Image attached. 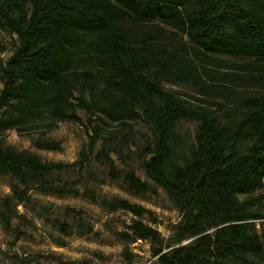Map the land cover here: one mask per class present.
<instances>
[{
    "label": "trees",
    "instance_id": "obj_1",
    "mask_svg": "<svg viewBox=\"0 0 264 264\" xmlns=\"http://www.w3.org/2000/svg\"><path fill=\"white\" fill-rule=\"evenodd\" d=\"M0 30L14 40L5 58L6 47L0 45V174L41 180L68 166L3 145L5 130L46 134L59 121L82 122L92 129V151L100 123H116L112 133L118 134L139 119L150 129L140 149L146 179L117 172L103 149L96 156L107 164L109 177L121 176L132 193H154V186L164 190L180 213L177 244L163 249L159 230L141 219L151 214L144 206L123 198L103 201L111 212L137 217L122 237L150 242L158 264H264V229L256 225L264 220V0H0ZM167 32L186 37L190 45L182 43L183 52L168 49ZM150 44H161L156 55L148 53ZM210 53L248 61L234 63ZM204 61L230 69L209 70ZM189 65L195 74L203 70L247 94L236 96L233 108L215 96L187 101L163 80ZM98 72L110 88L104 107L98 105ZM181 119L197 123L184 164L171 160L172 130ZM34 145L59 149L57 141ZM111 150L121 155L118 148ZM28 189L11 185L5 204L22 203ZM0 218L8 227L10 215L2 212ZM55 222L65 233L66 224Z\"/></svg>",
    "mask_w": 264,
    "mask_h": 264
},
{
    "label": "rangeland",
    "instance_id": "obj_2",
    "mask_svg": "<svg viewBox=\"0 0 264 264\" xmlns=\"http://www.w3.org/2000/svg\"><path fill=\"white\" fill-rule=\"evenodd\" d=\"M165 35L168 49L183 52L182 43H186L187 47L190 45L186 37L170 32ZM13 42L9 33L0 30V45L6 47L2 54L4 58L10 53ZM150 45L148 53L156 55L161 44ZM210 55L234 63L248 61L242 56ZM203 64L209 70L219 72L230 69L227 64L208 61ZM96 76L100 91L98 105L104 107L107 104L104 93L110 88L106 85L104 74L98 72ZM163 84L192 103L215 96L217 101L228 103L231 108L241 94H247L235 85L223 86V83L207 77L203 70L201 74H195L190 65L179 74H168ZM98 114L109 121L96 111L95 116ZM79 115L85 122V113L79 111ZM100 125L101 135L95 140L92 151L88 149V133H92V129L82 122L59 121L57 127L46 134L39 131L19 134L14 129L4 131L3 145L31 152L41 160L59 161L68 166L44 174L41 180L28 175L20 179L11 174H0V214L5 212L11 217L8 227L0 218V264H158L150 242L122 237L121 232L137 217L123 210L111 212L102 204L115 198L127 199L151 211L150 215L141 219L159 230L164 250L177 244L174 229L180 221V213L164 190L154 186V193L134 194L126 188L121 176L110 178L107 164L96 156L103 149L112 159L117 172L129 170L146 179L143 168L146 156H140V149L145 144V137H150L149 127L137 119L132 122L130 130L114 134L112 131L119 128L116 123L109 121ZM196 128L197 123L191 119L176 122L171 138L172 162L185 163L195 145ZM36 140L57 141L59 149H38L34 145ZM113 147L121 150L120 156L111 150ZM13 184L29 189L22 203L12 200L7 206L5 197L11 196ZM45 186L69 192L59 194L44 190ZM55 221L66 224L65 233L58 229ZM256 225L258 229H264V220L256 221ZM88 227H91V232H86ZM124 250L127 253L123 254Z\"/></svg>",
    "mask_w": 264,
    "mask_h": 264
},
{
    "label": "built area",
    "instance_id": "obj_3",
    "mask_svg": "<svg viewBox=\"0 0 264 264\" xmlns=\"http://www.w3.org/2000/svg\"><path fill=\"white\" fill-rule=\"evenodd\" d=\"M4 54V53H3ZM140 241V240H139Z\"/></svg>",
    "mask_w": 264,
    "mask_h": 264
}]
</instances>
